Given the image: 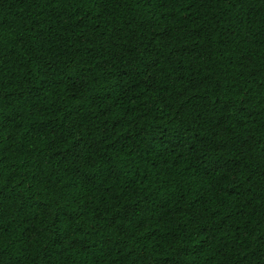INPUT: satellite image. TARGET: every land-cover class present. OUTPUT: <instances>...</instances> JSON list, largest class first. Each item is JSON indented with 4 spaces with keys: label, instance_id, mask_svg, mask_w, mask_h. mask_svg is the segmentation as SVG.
Masks as SVG:
<instances>
[{
    "label": "trees",
    "instance_id": "1",
    "mask_svg": "<svg viewBox=\"0 0 264 264\" xmlns=\"http://www.w3.org/2000/svg\"><path fill=\"white\" fill-rule=\"evenodd\" d=\"M0 264H264V0H0Z\"/></svg>",
    "mask_w": 264,
    "mask_h": 264
}]
</instances>
